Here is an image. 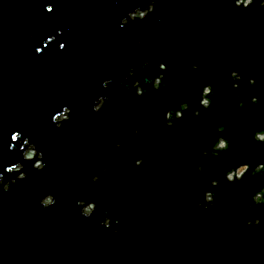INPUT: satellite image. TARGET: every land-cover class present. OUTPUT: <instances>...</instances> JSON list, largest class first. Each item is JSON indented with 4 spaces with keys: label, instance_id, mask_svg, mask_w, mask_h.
Returning a JSON list of instances; mask_svg holds the SVG:
<instances>
[{
    "label": "water",
    "instance_id": "water-1",
    "mask_svg": "<svg viewBox=\"0 0 264 264\" xmlns=\"http://www.w3.org/2000/svg\"><path fill=\"white\" fill-rule=\"evenodd\" d=\"M245 1L0 0V264H264Z\"/></svg>",
    "mask_w": 264,
    "mask_h": 264
},
{
    "label": "flooded vegetation",
    "instance_id": "flooded-vegetation-1",
    "mask_svg": "<svg viewBox=\"0 0 264 264\" xmlns=\"http://www.w3.org/2000/svg\"><path fill=\"white\" fill-rule=\"evenodd\" d=\"M234 76H236V74H234ZM209 92H210V89H207L206 90V94L209 93ZM202 104L205 105V106H208L209 105V100L205 97ZM186 107H187V105H185V104L182 105V109H185ZM178 116H181V112H178ZM166 118H167V123L171 124V114L170 113H168ZM257 138L260 139V140H264V133L257 134ZM225 146H226L225 141L223 139H221L219 145L217 146V148L223 149V147H225ZM241 169H244V171L246 170L245 168H241ZM239 170H238V175L243 174L244 171L240 174ZM260 197H262V196H260Z\"/></svg>",
    "mask_w": 264,
    "mask_h": 264
},
{
    "label": "rangeland",
    "instance_id": "rangeland-1",
    "mask_svg": "<svg viewBox=\"0 0 264 264\" xmlns=\"http://www.w3.org/2000/svg\"><path fill=\"white\" fill-rule=\"evenodd\" d=\"M33 154H34V150H30V151L26 154V156H27V157H33ZM39 163H40V162H38V164H39ZM243 171H244V169H240V170H239V173L241 174ZM48 202H50V199H48ZM92 208H93L92 205L89 206V207H87V212H89L90 209H92Z\"/></svg>",
    "mask_w": 264,
    "mask_h": 264
},
{
    "label": "built area",
    "instance_id": "built-area-1",
    "mask_svg": "<svg viewBox=\"0 0 264 264\" xmlns=\"http://www.w3.org/2000/svg\"><path fill=\"white\" fill-rule=\"evenodd\" d=\"M250 2H251V0H246V1H245L246 4H248V3H250Z\"/></svg>",
    "mask_w": 264,
    "mask_h": 264
}]
</instances>
